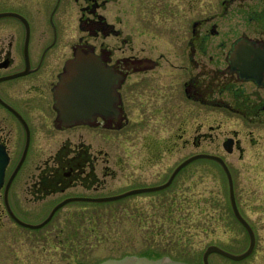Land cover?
<instances>
[{"label": "flooded vegetation", "instance_id": "1", "mask_svg": "<svg viewBox=\"0 0 264 264\" xmlns=\"http://www.w3.org/2000/svg\"><path fill=\"white\" fill-rule=\"evenodd\" d=\"M0 1L11 8L0 13L20 14L0 21L15 18L25 34L0 23V145L9 156L0 186V264H39L34 229L71 205L165 191L187 169L200 167L203 176L208 166L226 175L229 195L224 243L211 244L246 252L252 235L235 214L229 176L208 156L188 162L161 190L94 200L164 184L200 154L228 165L235 203L255 237L247 256L225 257L231 264H264L263 152L257 156L264 147V0H33V14L41 15L35 63L34 24L21 14L30 0ZM235 4L247 8L250 29L241 27L243 16L224 29L222 19ZM215 41L218 53L210 50ZM76 66L81 98L64 109L59 92ZM176 150L183 159L166 180L144 179L147 165ZM248 154L255 175L235 180L228 155L242 162ZM124 177L139 184L115 191L125 188ZM60 203L44 226H31ZM41 211L45 216L32 222Z\"/></svg>", "mask_w": 264, "mask_h": 264}, {"label": "rangeland", "instance_id": "2", "mask_svg": "<svg viewBox=\"0 0 264 264\" xmlns=\"http://www.w3.org/2000/svg\"><path fill=\"white\" fill-rule=\"evenodd\" d=\"M31 1L33 0L26 3L21 8L22 13H19L34 24L30 54L35 63L40 56L37 25L41 15L33 14L35 5ZM252 4L249 1L245 6ZM4 9L11 10L0 1V10ZM247 14V8L239 10L237 4L233 5L222 19L224 29L229 27L230 20L242 16L241 27L250 29L252 24L244 22ZM0 23L11 25L18 35L24 37L23 28L15 18H3ZM174 35L172 32H163L161 36L176 41L177 37ZM215 44L216 41L211 44L213 48L210 50L218 53L219 48ZM259 149L257 156L260 157L263 152L260 163L264 165V147ZM183 155L184 153L176 150L174 155L166 154L154 165H147L144 179L151 183L166 180L177 162L183 159ZM228 156L235 180L255 175L253 169H248L256 162L253 154H248L242 162H238V156ZM200 173V167L187 169L165 191L128 196L119 201L108 202V205L69 206L47 227L34 229L39 235V264H99L104 259L131 254L159 258L165 251L169 252L168 256L188 258L189 264H203L202 254L207 246L211 243H224L223 229L229 227L228 219L224 216L229 207V195L227 177L220 169L208 166L206 174L201 176ZM122 182L125 183V188L117 187L115 191H123L127 186L135 187L139 184L137 180L126 177ZM42 213L44 211L38 212L32 222H39L45 216ZM210 264L231 263L225 256L212 253Z\"/></svg>", "mask_w": 264, "mask_h": 264}, {"label": "water", "instance_id": "3", "mask_svg": "<svg viewBox=\"0 0 264 264\" xmlns=\"http://www.w3.org/2000/svg\"><path fill=\"white\" fill-rule=\"evenodd\" d=\"M8 15H13V16H20V14H16L13 12H8V13H0V17L1 16H8ZM29 31V30H28ZM29 35V34H28ZM29 38V36H28ZM235 54V53H234ZM236 55V59L239 60L240 57V49L237 50ZM234 55V56H235ZM255 65H258V63L254 62ZM74 75L72 76V79H70L69 81H66V88L62 87V90L59 92L61 93L60 95V100L63 103V107L64 109L70 107V105H73L75 103H77V101H80L79 99L81 98V91H82V82H81V78H80V74L81 72L79 71V68L76 66L74 68ZM75 99V100H73ZM70 100H73V102H70ZM210 157L215 159L216 161L218 160L221 165L224 166V169L227 173V175L229 176V181H230V185H231V199H232V205L235 211V214L237 215V218L239 220H241L245 225L248 226V229L250 231V235H252L251 237V246L250 248L239 255L233 254L232 252H228L227 250L223 249L220 246H217L215 244H211L209 246H207V248L205 249V251L202 254L203 257V264H210V255L211 253H219L220 255L226 256L228 258H234L237 260H241L243 257L247 256L252 249L254 248L255 244V237L254 234L252 232V228L250 225L247 224L246 220L244 219V217L239 213L238 207L235 203V195L233 194V179H232V175L230 174V170L228 168V165L225 164L224 160L219 157V156H212L209 154L203 155H196L193 156L189 159H187L186 161L182 162L180 165L177 166V169L172 173V175L169 177L170 179L164 183V184H160L158 186H148V187H142V188H138V189H133V190H129L126 193H122V194H118L117 196H108V198H98V199H94L95 201H108V200H118V198H123L126 197L130 194H138L141 192H155L158 190H161L163 188L168 187V185H170V183L173 181L174 177L177 175V172L182 169L188 162H190L191 160L196 159V157ZM9 161V156L7 155L6 149L4 146L0 145V186L3 184L4 179H5V171L7 168V164ZM73 199H77V198H73ZM64 205V203H60L57 207H55V209L51 212V215L48 217V219H46L45 221L39 223V224H35L32 225V227L34 228H39L41 226H44V224H46L47 222H49L50 218L53 216V213L60 207ZM99 264H189L188 262H186L185 260H178V259H174L172 257H169L168 255H163L160 258H149L145 255H135V254H131V255H125L122 256L121 258H108V259H104L101 261V263Z\"/></svg>", "mask_w": 264, "mask_h": 264}, {"label": "trees", "instance_id": "4", "mask_svg": "<svg viewBox=\"0 0 264 264\" xmlns=\"http://www.w3.org/2000/svg\"><path fill=\"white\" fill-rule=\"evenodd\" d=\"M141 253H142V252H141ZM141 253H140V254H141ZM167 253H169V252L165 251V252L163 253V255H168ZM169 257H172V258H174V259H178V260H181V261H182V260H185V261H187L188 263H190L189 260H188V258H185V257H181V258H179V257H176V256H174V255H171V256L169 255Z\"/></svg>", "mask_w": 264, "mask_h": 264}]
</instances>
